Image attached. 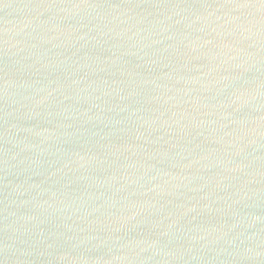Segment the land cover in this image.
<instances>
[{
    "label": "water",
    "instance_id": "95a60500",
    "mask_svg": "<svg viewBox=\"0 0 264 264\" xmlns=\"http://www.w3.org/2000/svg\"><path fill=\"white\" fill-rule=\"evenodd\" d=\"M0 264H264V0H0Z\"/></svg>",
    "mask_w": 264,
    "mask_h": 264
}]
</instances>
